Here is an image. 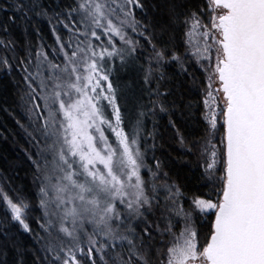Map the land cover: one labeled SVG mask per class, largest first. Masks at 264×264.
<instances>
[{
	"label": "snow or ice",
	"instance_id": "snow-or-ice-1",
	"mask_svg": "<svg viewBox=\"0 0 264 264\" xmlns=\"http://www.w3.org/2000/svg\"><path fill=\"white\" fill-rule=\"evenodd\" d=\"M9 9L22 19L46 17L52 55L62 60L42 44L26 43L20 54L15 39L0 37V71L18 77L26 122L17 124L35 148L29 159L38 181L35 206L0 190V233L6 238L18 225L30 234L33 264H264V0H205L195 8L187 0H71L51 15L41 0L0 6ZM150 9L168 17L159 33ZM181 26L184 52L162 39ZM0 30L9 33L7 24ZM129 31L151 46L131 116L122 112L110 66L135 61L144 47ZM171 62L191 82L186 89L177 83L180 102L165 86L171 78L163 65ZM197 91L199 100L183 102V92ZM201 105L203 134L189 140L172 113L191 123ZM161 114L185 154L198 159L207 193L188 196L162 170L155 155ZM34 207L40 214L29 220ZM0 251L6 257V247Z\"/></svg>",
	"mask_w": 264,
	"mask_h": 264
},
{
	"label": "trees",
	"instance_id": "trees-1",
	"mask_svg": "<svg viewBox=\"0 0 264 264\" xmlns=\"http://www.w3.org/2000/svg\"><path fill=\"white\" fill-rule=\"evenodd\" d=\"M70 2L71 0H41L44 7L49 10V15L53 11L60 12ZM204 2L205 0H187V3L192 8L202 6ZM8 3L9 0H0V6L6 7ZM9 16H15L14 23L8 20ZM149 16L152 17V22L156 24V32L159 33L160 28L164 27L168 21L165 11L156 12L150 9ZM5 24L9 28V33L5 34L0 30V37L8 35L15 39L20 54H23L26 43H30L33 48L42 44L44 50L49 53V57L59 62L60 58L52 55L55 37L46 17L32 15L31 19H22L20 14L9 9L8 11H0V25ZM59 34L66 38L67 32L62 25L59 28ZM170 38L173 39L178 50L184 52L183 27L166 31L162 37L165 41ZM134 39H139L144 45L143 48L137 49V59L132 62L134 66H116L111 77L114 84L118 87V102L122 112L127 116L134 115L136 112V99L141 96L143 74L147 68L146 57L151 49V46L142 37H138L135 34ZM3 54L0 51V56ZM9 58H11V53H9ZM163 71L166 77L171 78L165 83V86H171L172 88V96L169 99H175L180 102L181 92L177 90V83H179L181 89H186L191 82L179 75V68L175 62L163 65ZM190 71H193L197 77L203 76L198 67L190 68ZM17 79L18 77L15 73L9 75L5 71H0V190L13 199L23 196L35 206L38 203V186L35 179V165L29 159V153L34 155L35 148L23 129L17 124L18 120L21 123L26 122L18 99L20 93L16 83ZM182 94L184 95L183 102H187L189 99H200L198 91L194 92L191 97L188 96L187 92ZM143 99L146 100L147 97L144 96ZM200 111H202V105L200 109L194 110L193 115L190 117L191 123L186 122L176 112L172 113L178 128L189 140L193 138L190 133H194L196 136L203 134V123L201 122L200 125L196 124ZM185 115L187 116V113ZM158 119L161 135L157 142L155 155L163 162L162 170L168 172L169 177L180 185L182 191L188 196L194 193H207L209 187L201 179L203 169L199 166L198 159L185 154L174 129H166L165 126L169 117L161 114ZM146 123L148 128L151 129L152 121L149 120ZM218 139L219 135L217 136ZM151 157L152 152L149 151L147 162L154 165L155 162ZM144 174L145 176L147 175V173ZM182 203L185 209L189 208L190 202L188 200H184ZM39 214V209L34 207V210L29 214V220ZM4 217L5 207L0 201V221H3ZM197 219L199 221L202 217ZM33 226L35 225L33 224ZM177 231H179V225L177 226ZM5 247L7 255L5 257L3 252L0 251V260H6L7 264H33L36 258L33 251L35 245L32 236L23 232L18 225L9 227L6 238L0 233V249ZM17 249H19V252H17Z\"/></svg>",
	"mask_w": 264,
	"mask_h": 264
},
{
	"label": "rangeland",
	"instance_id": "rangeland-1",
	"mask_svg": "<svg viewBox=\"0 0 264 264\" xmlns=\"http://www.w3.org/2000/svg\"><path fill=\"white\" fill-rule=\"evenodd\" d=\"M67 35L68 34H66V38L65 39H67ZM129 35L134 39L135 33H131L129 31ZM103 40H104V42H106L107 38L104 37ZM94 43H96L97 45H99V44H101V41H94ZM116 44H117V46H120L119 40H116ZM58 57L60 58L59 59V62H60L62 60V56H58ZM110 66L113 68V72H114V69H115L116 66H121L119 59L117 58L114 62H112L110 64ZM125 66H134V64L132 62H130L129 64H127ZM103 105H104L105 114L110 118L111 117V108L109 106H107V102L106 101L103 102ZM106 135L109 137L110 140L114 141V137L112 136V134H111L110 131H106ZM48 159H49V161H51V156H49ZM36 183H37V186H38V181L37 180H36ZM2 204H3V202H2ZM3 206L5 207L4 204H3Z\"/></svg>",
	"mask_w": 264,
	"mask_h": 264
}]
</instances>
